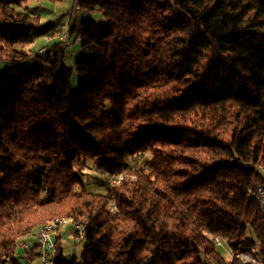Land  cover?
<instances>
[{
    "label": "trees",
    "instance_id": "trees-1",
    "mask_svg": "<svg viewBox=\"0 0 264 264\" xmlns=\"http://www.w3.org/2000/svg\"><path fill=\"white\" fill-rule=\"evenodd\" d=\"M27 1L0 0V264L38 261L18 243L58 217L86 228L52 264H238L215 237L264 262V0H79L72 66L65 15ZM99 168L124 177L93 191Z\"/></svg>",
    "mask_w": 264,
    "mask_h": 264
},
{
    "label": "rangeland",
    "instance_id": "rangeland-1",
    "mask_svg": "<svg viewBox=\"0 0 264 264\" xmlns=\"http://www.w3.org/2000/svg\"><path fill=\"white\" fill-rule=\"evenodd\" d=\"M71 2V0H66L63 3H59V4H53V3H48V2H43L41 0H28L25 3L21 4V8L23 9L25 6L29 7L30 12L32 13V15L36 16L39 14V16L42 18L41 22L43 24L48 23L49 21H54L56 20L58 16H60L61 14L64 15H68L70 13V10L72 9V4H69ZM42 11V12H41ZM73 13V11H72ZM71 13V14H72ZM69 14V15H71ZM65 17H62V19L59 21L60 23H64L65 22ZM70 21V20H69ZM61 25V24H60ZM59 25L58 28V33L60 31L61 26ZM69 25V23H68ZM54 38L58 39V34L55 33V35L53 36ZM51 42V39L49 37H42V38H37L32 44H30L27 49H28V54L30 56H33L34 52L36 51V48H42V47H46L49 43ZM73 57H69L65 59V63L68 66H72L75 59L78 57V52H77V43L74 44L73 46ZM32 65V61H29L25 64H23V66L25 68H29ZM73 85L75 86V81L73 79ZM83 181H85L86 183H88L89 187L96 192H103L104 188L100 187L99 184V180L95 177L94 172H92V170H85L83 172L80 173ZM72 229H74L73 225L67 224L66 226H60L59 228H56L55 230H53V236H56L58 234V236L60 237V247H61V251L62 254L64 255V257L69 261L71 260L73 257L77 256L80 254L81 252V245L80 244H76L73 240V233H72ZM219 251H221L226 257H229L228 255V251L225 245L218 247ZM231 258V257H229ZM21 264H31L28 262H25L22 259H19ZM32 264H41L40 260L32 263Z\"/></svg>",
    "mask_w": 264,
    "mask_h": 264
},
{
    "label": "built area",
    "instance_id": "built-area-1",
    "mask_svg": "<svg viewBox=\"0 0 264 264\" xmlns=\"http://www.w3.org/2000/svg\"><path fill=\"white\" fill-rule=\"evenodd\" d=\"M72 11L73 13L76 11L74 9V3L72 4V9L70 10L69 14H71ZM69 14L65 15L66 16L65 22L60 25L61 28L58 33V39L61 42H64L65 52L68 56H71L73 54V46L75 43H74V40L71 41L70 36H69L68 23H69L70 17L72 16V14L71 15ZM45 51H46V47L44 46L42 48L36 49L34 54L35 53L43 54ZM257 168L264 177V168H261V167H257ZM115 173L116 172H111L104 168H99L96 171H94L95 177L98 180H106V184H112V176H114ZM251 195L256 201L257 205L259 206V209L262 212H264V180H259L256 183L254 189L251 190ZM85 228H86V224H82V229H72V233H73L72 240L76 244H80L81 247L84 241ZM53 232L54 231H52V229H50V227L47 226L45 230H42V233L38 237L30 241L29 244H26V245H30V248H32L35 242L38 243L39 251H40L39 260L41 264H50V261H52L51 256H52L54 246H55L54 239H53ZM213 243L215 244L216 247L225 245L227 248L229 257H235V254H233V251L230 250V247L228 246L225 238L215 237L213 238ZM247 255L252 259V262L254 264H264V262L258 256L257 248H252L250 252L247 253ZM239 264H242V263H239Z\"/></svg>",
    "mask_w": 264,
    "mask_h": 264
},
{
    "label": "bare ground",
    "instance_id": "bare-ground-1",
    "mask_svg": "<svg viewBox=\"0 0 264 264\" xmlns=\"http://www.w3.org/2000/svg\"><path fill=\"white\" fill-rule=\"evenodd\" d=\"M73 3H74V9L76 11L79 10V0H73ZM62 24V23H61ZM78 41V38H75L74 39V43H76ZM37 49V48H36ZM261 168H264L263 166H260ZM124 177V174L121 173V174H115L114 176H112V184L110 185H115L117 183L120 182V180ZM103 182H106V180H103ZM112 209H114V206L112 205L111 206ZM67 224H71L73 225L74 229H82V224L81 222H77L71 218H64V217H58L54 220H51V221H48V222H45L44 224H42V226L40 227L38 233H37V236L38 237L41 233H42V230H45V228L48 226L50 227V229L55 230L56 228H59L60 226H63V225H67ZM30 241H20L18 243V246L19 247H28L30 245H26V244H29ZM230 250H232L230 248ZM231 258H234L237 260L238 264L239 263H242V264H254L252 262V259L247 255V253L245 254H238V255H235V257H231ZM50 264H52V261H50Z\"/></svg>",
    "mask_w": 264,
    "mask_h": 264
},
{
    "label": "crops",
    "instance_id": "crops-1",
    "mask_svg": "<svg viewBox=\"0 0 264 264\" xmlns=\"http://www.w3.org/2000/svg\"><path fill=\"white\" fill-rule=\"evenodd\" d=\"M69 4H70V3H69ZM57 235H58V234H57ZM57 235H56V236H57ZM31 264H32V263H31Z\"/></svg>",
    "mask_w": 264,
    "mask_h": 264
}]
</instances>
